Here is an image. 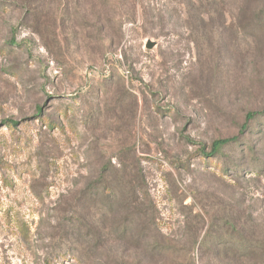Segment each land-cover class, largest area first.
I'll return each mask as SVG.
<instances>
[{
  "label": "rangeland",
  "instance_id": "374dc122",
  "mask_svg": "<svg viewBox=\"0 0 264 264\" xmlns=\"http://www.w3.org/2000/svg\"><path fill=\"white\" fill-rule=\"evenodd\" d=\"M0 264H264V0H0Z\"/></svg>",
  "mask_w": 264,
  "mask_h": 264
},
{
  "label": "trees",
  "instance_id": "16d2710c",
  "mask_svg": "<svg viewBox=\"0 0 264 264\" xmlns=\"http://www.w3.org/2000/svg\"><path fill=\"white\" fill-rule=\"evenodd\" d=\"M14 44V43H13ZM252 114H249V116H251ZM47 124H50V122H48ZM7 126L9 128H14L16 126V121L14 120H9L7 122ZM237 141L235 137L232 138H224V139H218L215 140L211 143V147H210V151L209 152H205L203 149L200 150L201 154H203V159H210V157L221 154L222 150L224 149L225 146H227L229 143L235 142ZM220 173L224 174V172L219 171ZM110 194V190H105L103 192V196L107 197Z\"/></svg>",
  "mask_w": 264,
  "mask_h": 264
},
{
  "label": "water",
  "instance_id": "95a60500",
  "mask_svg": "<svg viewBox=\"0 0 264 264\" xmlns=\"http://www.w3.org/2000/svg\"><path fill=\"white\" fill-rule=\"evenodd\" d=\"M152 44L150 42L147 43V47H151Z\"/></svg>",
  "mask_w": 264,
  "mask_h": 264
}]
</instances>
